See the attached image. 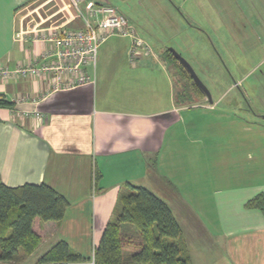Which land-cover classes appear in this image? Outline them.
<instances>
[{
  "label": "crops",
  "instance_id": "1",
  "mask_svg": "<svg viewBox=\"0 0 264 264\" xmlns=\"http://www.w3.org/2000/svg\"><path fill=\"white\" fill-rule=\"evenodd\" d=\"M33 1L36 0H0V64L9 69L33 60L49 44L37 36L42 28L16 35L18 11ZM82 1V10L87 2L111 5L134 25L141 15V4ZM198 8L201 21L194 24L200 34L208 36L210 32L221 42L222 37L231 36L248 56L264 60V0H236L235 6L221 1L198 4ZM54 13L40 19L43 22ZM78 14L68 9L61 24L76 28L70 25L75 26ZM184 20L194 26L186 15ZM130 43L128 37L109 36L100 44L94 66H86L93 82L71 89L54 90L51 75L0 79V98L13 102L11 108L0 106L1 181L12 187L46 183L68 201L60 221L36 220L42 242L34 251L39 255L63 239L72 250L89 258L67 264H93L94 247L126 184L142 185L170 200L173 191L187 187V181L181 179L186 177L184 174L193 172L190 145H198L200 154L207 142L214 140L216 149L227 145L206 128L211 130L214 123L222 132L218 124L227 116L245 121L241 115L207 112L215 109L209 103L212 97L211 101L206 96L195 103L177 104L176 75L180 72L176 62L169 60L168 53L174 56L171 49L157 51L147 42L151 52L131 61ZM259 61L253 60L256 64ZM251 100L254 101L248 98ZM237 101L233 98L230 103ZM36 110L43 114L42 121L34 117ZM248 112L253 118L261 116L254 110ZM238 142L232 151L240 154L243 145L240 139ZM229 149L230 146L224 148ZM250 168L255 176L259 168L256 162L242 167L237 180L212 188L209 197L200 200L202 205L191 206L204 218L206 202H211L214 209L210 228L214 233L209 230L216 242L213 258H204L202 264H264V215L257 208L245 207L248 199L264 192V179H249ZM188 212L181 213V217H194ZM196 222L201 225L200 219L196 218ZM181 231L195 264L189 241L182 228ZM33 253L0 264H36L38 257L30 258Z\"/></svg>",
  "mask_w": 264,
  "mask_h": 264
},
{
  "label": "rangeland",
  "instance_id": "2",
  "mask_svg": "<svg viewBox=\"0 0 264 264\" xmlns=\"http://www.w3.org/2000/svg\"><path fill=\"white\" fill-rule=\"evenodd\" d=\"M114 1L116 4H141L139 10L141 15L139 19L134 20L139 35L154 50L173 48L191 65L213 99L209 103L215 109H208L207 112L244 117L245 121L236 117H224L218 124V129L222 131L220 133L216 130L217 127L214 123L211 124V130L206 128L209 132H215L213 135L222 137L220 141H226V146H230L229 151L224 150L226 146L219 147L218 145L219 149H216L214 140L213 143L207 142L206 145L201 146L203 154L199 153L198 145H190L189 158L193 172L185 173L186 177L181 178L187 181V187H180L176 192L173 191L175 194H172L170 200L163 198V195H158L169 207L172 206L176 213L174 216L186 234L185 238L189 241V248L192 251L195 264H202L205 261L204 258L206 261L213 258L212 250L216 242L211 239L209 230L214 233V229H210L213 225L214 209L211 202L209 204L206 202L204 209L207 211V216L204 218L201 217V213L192 210L191 206L196 208L202 205L204 202L200 200L209 197L208 194L212 188L237 180L241 174V168L251 167L254 162L259 168H256L255 176L251 168L249 169V179L254 178L253 180L259 181L264 179V134L260 133V131L264 132V64H258L264 60L260 59V56H248L244 47L238 48L236 46L238 42L231 36L222 37V42L216 41L217 35L211 34L209 31L208 36L200 34L195 27L194 23L201 21L198 17V4H221L222 1L228 6H235L236 0ZM80 4H83L82 0ZM68 9L71 12L75 10L68 5L67 0H54L48 3L45 0L29 2L18 11L17 32L25 35L33 28H42L41 31L36 32L37 36H40L51 27L59 26L65 20V13L67 14ZM81 11L86 12L85 6L83 10L81 8ZM52 13L54 15L42 22L40 17H47ZM184 15L194 26L190 27L186 23ZM77 20L75 26L70 25V27L84 26V18L81 14H78ZM168 57L172 61L169 55ZM253 60L260 61L257 65ZM187 82H189L188 79L181 72L179 76L176 75L177 93L181 92L182 86ZM203 98L195 95L193 102L203 100ZM221 98L224 100L218 102L217 99ZM233 98H237L239 101L231 104ZM242 98H246V100L243 101ZM248 98H253L254 101H248ZM249 109L260 113L261 116L255 118L248 116ZM244 125L249 126L243 127ZM241 136H244V140L241 139ZM239 139L243 145L240 154L232 151V147L235 149L240 144ZM186 211L200 219L201 225L196 222L194 217L182 218L181 213ZM198 226L203 228L200 230ZM38 255L39 251H34L30 257L31 260ZM5 264L9 263L5 262Z\"/></svg>",
  "mask_w": 264,
  "mask_h": 264
},
{
  "label": "trees",
  "instance_id": "3",
  "mask_svg": "<svg viewBox=\"0 0 264 264\" xmlns=\"http://www.w3.org/2000/svg\"><path fill=\"white\" fill-rule=\"evenodd\" d=\"M168 54L189 81L177 93V104L192 103L195 95L205 97L182 63ZM0 106L11 108L13 102L0 98ZM67 205V199L46 183L12 187L0 179V261L32 254L42 242L35 228L36 220L60 221ZM245 207L257 208L264 215V192L248 199ZM88 259L60 239L38 256L36 264H67ZM93 264H192V261L169 205L150 189L128 183L94 247Z\"/></svg>",
  "mask_w": 264,
  "mask_h": 264
},
{
  "label": "built area",
  "instance_id": "4",
  "mask_svg": "<svg viewBox=\"0 0 264 264\" xmlns=\"http://www.w3.org/2000/svg\"><path fill=\"white\" fill-rule=\"evenodd\" d=\"M81 0H68L84 18V26L66 28L63 24L51 27L38 38L49 43L33 60L9 69L0 64V79L17 76L51 75L52 88L71 89L93 82L86 66H94L100 44L111 35L128 37L130 60L151 52V46L139 35L136 26L115 7L87 2L86 12L81 11ZM18 37L20 33L16 34ZM33 115L39 121L44 116L39 111Z\"/></svg>",
  "mask_w": 264,
  "mask_h": 264
},
{
  "label": "water",
  "instance_id": "5",
  "mask_svg": "<svg viewBox=\"0 0 264 264\" xmlns=\"http://www.w3.org/2000/svg\"><path fill=\"white\" fill-rule=\"evenodd\" d=\"M170 49H171L172 53L174 54V56L179 60V62H181L183 64V66L189 72V74L191 75V77H192L193 81L196 83V85L204 91V93L206 94L209 101H211V94H210L209 90L203 84V82L199 79V77L197 76V74L195 73V71L193 70L191 65L178 52H176L173 48H170Z\"/></svg>",
  "mask_w": 264,
  "mask_h": 264
},
{
  "label": "flooded vegetation",
  "instance_id": "6",
  "mask_svg": "<svg viewBox=\"0 0 264 264\" xmlns=\"http://www.w3.org/2000/svg\"><path fill=\"white\" fill-rule=\"evenodd\" d=\"M208 99V98H207Z\"/></svg>",
  "mask_w": 264,
  "mask_h": 264
}]
</instances>
